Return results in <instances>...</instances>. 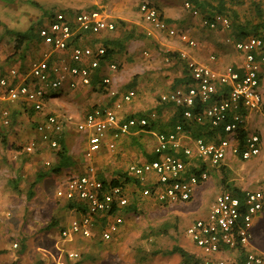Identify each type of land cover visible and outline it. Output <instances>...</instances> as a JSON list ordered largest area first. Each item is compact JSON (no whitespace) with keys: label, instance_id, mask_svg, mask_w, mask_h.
<instances>
[{"label":"built area","instance_id":"1","mask_svg":"<svg viewBox=\"0 0 264 264\" xmlns=\"http://www.w3.org/2000/svg\"><path fill=\"white\" fill-rule=\"evenodd\" d=\"M182 6L200 28L209 31L230 30L226 17L200 16L198 10L187 1ZM138 11L150 29L146 30L147 36L157 32L176 39L188 49L196 48V41L187 32L166 23L153 3H140ZM115 28L116 22L97 10L73 15L54 13L37 30L40 45L46 46L40 57L26 69L12 67L0 72V124L3 127L10 125L15 106L30 108L35 115L42 116L34 128L37 140L26 144L23 149L25 153L32 154L37 145H45L49 150L56 151L58 139L72 127L75 132L85 136L83 157L89 162L99 152L107 134L116 140L131 129L146 126L148 118H155V113H150L148 118L120 120L113 110L98 107L87 112L81 120L72 122L68 115L47 111V101H52L65 87L73 90L77 85L89 86L92 72L100 68L101 62L111 73L101 77L99 87L111 97L117 95L111 84L117 66L102 60L104 47L101 44H70L77 34H107ZM225 42L233 44V48L242 54L239 69L225 66L217 71L207 64L187 60L186 53L179 51V58L186 61L187 77L191 83L159 97L161 103L183 108L186 120L197 123L205 120L211 126L230 120L223 128L224 138L217 144H206L201 139H195L192 145L183 146L178 135L181 133L180 125L169 133L157 134L153 148L156 159L130 165L125 171L137 182L134 188L138 197L148 198L166 207L188 203L196 189L208 180L209 166L217 168L229 156L247 161L260 154L262 141L257 133H247L242 150L238 148L236 136L245 123V116L239 110H246L248 115L258 111L262 104L260 72H264L263 42L253 36L234 42L226 37ZM55 54L59 57L54 58ZM209 59L213 61L214 57ZM133 97L134 91H128L121 95L120 101L126 103ZM196 105L204 106L202 111L193 114L189 109H194ZM115 106L119 107V102ZM108 147L112 149L113 144ZM176 153H182L187 162L176 157ZM192 158L204 164L206 169L196 175L185 176V168ZM113 180L119 181L120 185H113ZM123 180L115 177L102 182L94 176L90 166L83 174H66L57 186L55 195L58 199L73 203L75 207L72 210L79 214V219L59 231L60 239L68 242L74 236L91 239L97 219L104 218L100 224L99 241L111 242L113 235L123 225V209L131 199L127 183ZM242 200L227 191L215 196L206 215L191 222L185 230L192 245L199 251L198 255H194L196 262L180 261L179 264H264L263 253L246 249L252 239L253 219L264 208V188L244 192ZM12 247L16 248L17 245L13 244ZM66 258L77 260L80 254L77 251L66 252Z\"/></svg>","mask_w":264,"mask_h":264},{"label":"rangeland","instance_id":"2","mask_svg":"<svg viewBox=\"0 0 264 264\" xmlns=\"http://www.w3.org/2000/svg\"><path fill=\"white\" fill-rule=\"evenodd\" d=\"M184 0H0V70L8 67H15L22 70L26 69L27 65L35 61L39 57L37 46L39 42L31 41L24 42L20 49L15 50L14 38L9 35L8 31L24 32L30 27H35L38 30L46 21L48 13L57 12H71L73 14L81 11H94L97 10L104 15L110 17L117 23V30L112 35L102 34L97 36L100 41L104 39L109 40H122L127 34H132L134 37L145 38L144 35L145 25L138 13V7L142 2H149L157 5L160 8L162 16L171 21V25L177 30H183L190 34L192 29L194 35L199 41L200 34H203L202 29H198L197 21L195 24L188 13L183 9L182 3ZM256 1L264 0H243L239 7L234 6L238 10V17H242L246 23H256L254 5ZM227 5L231 7L230 1ZM260 4V2H259ZM264 12V9H263ZM45 14V15H44ZM228 15V14H227ZM230 16V15H229ZM232 18V16H230ZM119 22L124 23L120 26ZM254 23V24H255ZM253 24V25H254ZM248 27V26H247ZM198 29V31H197ZM3 36V37H1ZM103 36V37H102ZM164 36V35H163ZM87 39L80 43V46H94L98 44L95 37L86 36L82 40ZM147 38V37H146ZM160 39V38H159ZM171 42V41H170ZM132 47H135L132 41ZM44 46V45H43ZM10 56V57H9ZM122 58V59H121ZM115 61H112L117 66V71L121 70V65H125L126 72L132 75L136 70V64L133 60L127 61L122 56H116ZM125 60V61H123ZM161 64V62H160ZM159 64V65H160ZM162 65V64H161ZM25 66V67H24ZM138 70V69H137ZM132 81H133V77ZM53 100L50 101L53 106ZM46 105H49L47 101ZM57 105L54 107L53 112L60 114ZM154 112V111H151ZM155 113V112H154ZM38 117L30 109L15 106V112L12 116L11 123L8 127H3L0 124V197L5 199L3 208L5 221H0V258L4 257L2 263L12 255L17 256L22 248L23 241H21L16 233L20 232V226L27 227L28 216L22 222H16L15 219L21 221L19 214L21 211L29 209V204L33 202L36 208H39L40 202L50 195H54V188L56 182L64 178L68 173L62 170L59 175H49L42 179L41 186L33 188V195L28 197V190L30 183L34 180L36 174L41 171H47L53 165L52 158L55 151L49 150L45 145H37L35 152L27 154L24 152L26 144L32 140H37V135L34 131L36 119ZM72 122H75L72 119ZM250 125V124H249ZM251 131L247 133H257L261 140L264 139V105L255 114L254 126H248ZM62 137L67 146H70L76 141L81 142L83 135L75 132L74 130H66ZM4 138L5 145L2 144L1 139ZM70 144V145H69ZM83 147V144H81ZM262 148V146H261ZM116 150L111 154L115 156ZM106 154V153H104ZM103 156V154L101 155ZM256 157H253L244 163L238 162V167L234 170H225L223 163L217 168L208 167V180L210 178L211 184L208 186L209 192L202 195V188L196 198L188 203L176 204L172 206H161L139 202L138 208L130 212L127 218H124V228L122 229L121 236L118 241H111L109 243L100 242L99 240L81 238V242L75 240L70 241L76 244L72 248H66L65 244H58L50 242L45 235L37 233L42 239L40 245V252L37 257L42 259L43 264H179L181 258L179 254H168L169 251L175 246L186 251V245H192L190 238L185 234L186 227L196 220L199 215H206L208 208L214 198L216 192L231 184L235 181L249 180L246 177L247 171H241V164L253 163ZM100 157H98L99 159ZM118 159V154L116 157ZM100 162L106 163L104 167L107 173L104 179L110 180L117 176V174L124 171L121 165L110 167L109 158L103 157ZM48 163L49 165H46ZM130 163V162H128ZM121 167V168H120ZM124 167V166H123ZM114 168V169H113ZM261 171L264 168L260 169ZM264 173V172H263ZM71 174H78L71 172ZM224 180V184H222ZM233 182H230V181ZM242 182V181H241ZM264 184V178L259 181L257 187ZM204 185V184H203ZM202 186V185H201ZM263 186V185H262ZM17 187V188H16ZM200 187V186H199ZM57 188V187H56ZM213 191V192H212ZM201 196L203 199L201 200ZM53 197V196H52ZM34 199V200H33ZM56 199V198H55ZM3 203H1L3 205ZM49 203H58L57 200H51ZM203 205L202 209L199 208L195 211L194 206ZM36 210V209H35ZM25 212V211H24ZM48 212V211H47ZM44 211V214H47ZM51 213V212H48ZM264 221V208L259 214ZM258 222V219H256ZM255 218L252 222L253 230V251L264 253V222L263 228L255 223ZM16 222L14 225L13 223ZM261 225V226H262ZM2 226V227H1ZM261 228V229H260ZM18 229V230H17ZM37 235L35 236L37 238ZM73 237V238H74ZM78 241V240H77ZM61 242V241H60ZM69 242V243H70ZM16 244L17 247L13 248L12 245ZM193 246V245H192ZM56 250L59 251L61 256L58 261L56 259ZM76 250L80 253V258L77 260L66 258V252ZM42 252V253H41ZM27 264H33L35 258L28 253H24ZM10 264V263H8Z\"/></svg>","mask_w":264,"mask_h":264},{"label":"crops","instance_id":"3","mask_svg":"<svg viewBox=\"0 0 264 264\" xmlns=\"http://www.w3.org/2000/svg\"><path fill=\"white\" fill-rule=\"evenodd\" d=\"M256 4H258L260 6V9L263 11L264 4L261 1H256ZM232 8L234 9V7ZM235 11L238 14V10L236 9ZM47 19L49 18H46V20ZM263 19H264V12H263ZM234 22L237 26L238 25L240 26V29L243 28H245L246 30L248 29L247 28L248 24L244 19H242V17L237 16V19ZM144 24L146 23L144 22ZM124 28L125 27H123V29ZM198 29L201 30L199 26ZM146 30H150L147 24L145 25V31H144V35L147 38L146 37L139 38L133 36L129 41L121 40V50L119 49L120 51H117L114 57L112 58V61H115L114 59L116 56L119 57L122 56L126 60V62L133 60L135 63L136 62L140 63V64H136L135 66L136 70L133 71L135 73H133L132 75L129 73V71L126 72L125 70H123L125 65L123 66L121 65V70L119 72L116 71L115 73L112 74L111 84H112V89L117 93L116 96L114 97L109 96L99 87V81L101 77L108 73H111L110 71H108L106 65L102 64L99 70L92 72L89 86L77 85V87L73 90H69L67 87H65L60 93L56 94L55 98L53 99L54 105L51 106L49 102V105L47 106V111H53L54 107L57 105L60 114L68 115L74 121L81 120L87 112L91 111L93 108H98V107L109 108L113 110L120 120L121 119L124 120L129 117L144 118L149 116L150 113L155 112L156 115L155 118L150 119L151 121H150L149 129L146 130L140 128L131 129L128 134L122 135L116 140H113L110 137V134H107L106 137L104 138L103 145L101 146L99 152L89 162L85 160L83 157V151L85 147L84 135L81 142L76 141L71 145L69 144L70 146L66 145L68 148V154L71 156L73 160V165L70 168L65 169L68 173L77 172L78 174H83L86 172L87 167L90 166L94 171V176L96 178L99 177L104 179L105 176L107 175V173L103 171L104 169L106 170V167H104V164L106 163L100 162V159H102L105 156L108 157L110 163L109 166L111 168L114 167L113 166L114 163L115 166L116 165L119 166L123 163L121 167L122 168L126 167V168L124 169L123 172L117 174L116 177H119V175H121L120 178L122 179L127 178L133 181V183L127 182V186H128L127 190L129 193V198H131L132 200L134 199L137 200L138 194H137V190L134 188L135 179L133 177H130L128 174H126L125 172L126 169L130 165L149 162L148 161L149 158L150 159L154 158L155 155L153 154V148L156 143L157 134L169 133L173 131L174 126L178 122L176 115V107L169 104L161 103L159 101V97L162 94H165L170 90H172L175 85V81L176 82L179 81L178 82L179 86L185 85L184 83L188 78L186 61L185 59H179L180 60L179 62H177L176 60L175 61L168 60L167 58H165L166 52L170 51V52L178 53L179 51H183L186 53L187 60H192L197 63L207 64L208 66L212 67L214 70L217 71H220L225 66H232L235 69H239L241 67L242 57H243L241 53L237 52L233 48V44L225 42V38L228 35L230 36L232 42L236 41L235 39L240 37L237 35L238 34L237 32L235 33L236 34L235 35L232 31L225 32V31L202 30L203 34L198 35L199 36L198 37L199 41H198L194 35V31L196 29H192L189 35L191 36V38H193L196 41L197 45L195 49H188L182 43L178 42L176 39H170L166 36H163V34H159L157 32H153L152 36H147ZM83 41L85 42L87 41V39L86 38L85 40L76 39L74 44L80 46V43ZM132 41H134V43L136 44L135 47H132L131 45ZM37 48L38 50H40L38 54L40 57L41 51L46 50V46L40 45V41H39V47L37 46ZM53 56L54 58L59 57L58 54H55ZM211 56L214 57L213 61L209 59ZM160 62L162 65L160 64ZM20 67L23 66L19 65L18 69ZM8 68H12V67H8ZM8 68H4L0 70V72H3ZM260 73H261L260 91L262 95V104H261L262 107L264 105V72L261 71ZM131 77H133V81ZM128 91H134V97L129 102L126 103L121 102L120 101L121 95ZM117 102H119L120 105L119 107L115 106ZM258 111L250 112L248 115L247 114L244 115L245 123L243 128L246 132L247 130L251 131V129L248 126H254V117ZM35 118L38 119L36 121H39L42 119V116L40 115ZM71 129L74 130L72 127L69 130ZM178 135L180 142L182 143L183 146L192 145L193 140L190 139V137L186 135L184 132H181ZM261 141H262L261 143L262 148L260 150V154L258 155V157L254 159L255 161L250 164H241L242 165L240 168L241 171L243 170L247 171L246 169H249L246 172L247 174L246 177H248L249 180L243 181L241 179L242 182L238 180L235 182H233L232 180L230 181L233 182L231 184L234 187L240 189L243 192L264 188V184H262L263 186L261 185L259 187L255 185L264 178V173H263L264 170L263 171L260 170L261 168H264V139ZM111 143L113 144L112 149L108 147V145ZM81 144H83V147ZM115 150L116 152L114 153L115 154L114 156L111 153L114 152ZM102 154L103 156H101ZM117 154H118V159L115 158ZM98 157L100 158L98 159ZM55 161L56 158L54 154L51 162L54 164ZM240 161L241 160H239L237 157L229 156L224 161L223 166L225 167V170H227V168L229 170H234L235 167H238L239 165L238 162L240 163ZM241 163L244 162L241 161ZM192 168H198L195 159L190 160L187 163L185 169L186 171H189V169ZM244 171L242 174H244ZM56 175H59V173ZM104 180L107 181V179ZM41 182L42 181L38 182L35 188H37L38 186L40 187ZM61 182L62 179L57 181L56 187L59 186ZM203 184L202 186L196 189L193 195V199L196 198L197 195L200 193L201 188H202L203 197L206 192H209L208 186L211 184L210 178ZM56 187L54 188L55 189L54 195L52 194L46 197V199L42 200L40 202L41 205H39V208H36L33 205V202H31L29 204V209L24 210L25 212L21 211V214H19L20 218L24 216L22 217L21 221L19 220V218L15 219L16 222L23 223V219L26 217L25 215L28 216L27 218L29 222H27L26 224L27 227L24 226L22 227L21 225L19 227L21 231L16 233V236L21 241H23L22 248L20 250L23 252L18 253L17 256L12 255V258L11 256H9L5 260L4 264H8V263L27 264L26 263L27 260L24 255L25 252L31 254L34 258L36 257L35 262L33 264H43L44 262L42 261V259H39L40 257H37L36 255L37 253L40 252V245H42L40 240L42 239L40 237L42 233L45 235L44 238H47L50 242L54 243V246L64 243L66 248H72L74 245L76 247V244L74 242L69 243L68 241L61 240L59 236V231L64 228H67L72 221L78 220L79 214L75 210L72 209L69 210L65 206V204L69 202L58 199L56 197L55 195ZM223 191L224 188L223 190L221 189L220 191L218 190L214 191L216 192L214 198L217 194ZM0 197H2V195H0ZM203 197L201 196V200L203 199ZM50 199L52 201L57 200L58 203L57 204L54 203V207H51L53 206V203H49ZM4 200L5 199L1 198L0 201H4ZM1 203L3 202H0V221H5V219H2L4 218L3 217L4 214L2 213L4 211L3 208L5 207V204L3 203L2 205ZM147 203L150 204L149 202ZM202 207L203 205L201 204L200 206L199 205L194 206L195 211L198 208L199 210H201ZM44 211L45 212L48 211L51 213L47 212V214H44ZM198 213H203V212H198ZM199 216L203 217L202 215ZM127 217L125 214L124 218ZM256 219H258V222L261 223V225L263 224L264 221L262 219V216L258 215L257 217H255V220ZM97 220L98 223L96 227L93 229V236L91 238L94 240H99L100 224L102 225L103 223L101 219H97ZM16 222H14L13 225ZM258 222L257 220L255 221V223L257 224ZM124 225L125 224L123 222V225H121L117 233L113 235L112 241L115 242L118 241V238L121 236L122 229L125 227ZM261 225L258 224L257 226L263 228V225L262 226ZM37 233L40 234V236L37 235ZM251 233H252V239L250 240L246 249L253 251V230H251ZM36 235L37 238L35 237ZM1 238L2 237H0V239ZM72 240H75L76 242L82 241L81 239H79V237H74ZM71 251H76V250H71ZM71 251H67V252H71ZM186 252L193 255L199 254V251L190 244L186 245ZM257 253H262V252H257ZM55 256L58 261L59 257L61 256L59 251L56 250ZM3 259L4 257H2V259L0 258V264H3L2 263ZM60 264H62V261L60 262Z\"/></svg>","mask_w":264,"mask_h":264},{"label":"trees","instance_id":"4","mask_svg":"<svg viewBox=\"0 0 264 264\" xmlns=\"http://www.w3.org/2000/svg\"><path fill=\"white\" fill-rule=\"evenodd\" d=\"M185 1L189 2L193 8L197 9L200 16L220 15V16L226 17L230 22V30L229 31H232L234 34L237 32L238 33L237 35L240 36L239 38L235 39L236 41L242 40L248 36H253V37L260 38V40L263 42V46H264L263 11L260 9V6L258 4L254 5L255 16H256L257 22L254 25L248 23V25H247L248 29L246 30L245 28L240 29V26L239 25L237 26L235 24L234 21L237 19V12L235 11V9L232 8L234 6L239 7L243 0H213V2H211L209 0H184L183 3ZM227 1H230L231 7H229V5H227V3H228ZM154 6L157 9V11H159L161 18H162L163 16L160 12V8L155 4H154ZM63 13L66 15H73V13H71V12H65L64 11ZM229 15L232 16V18H230ZM52 16H53V13L47 14V18H51ZM163 19L165 20L166 23L171 24L170 23L171 21H169V19H166L164 17H163ZM119 24H120V26L124 27L123 22H119ZM34 28L35 27H30L28 30H26L24 32H13V31L7 32L9 35H12L14 38V43H15L14 49L15 50L20 49L21 46L24 44V42H31V41L39 42L38 37H37V30H35ZM116 30H117V23H116L115 30L110 32V33H107L106 35H112L113 33L116 32ZM202 30L209 31L206 29H202ZM218 31H222V30H218ZM100 35H102V34H100ZM100 35L77 34L76 36H74L72 38L70 44L73 45L75 43L76 39H82L83 37H86V36L95 37V39L99 40L98 44H101L105 49L104 57L102 58V60L106 61V62H112V58L114 57L115 53L117 51L121 50V40L116 39V40L107 41V39H104L103 41H100V38L97 37ZM132 37H133L132 34H127L125 37L122 38V41H129ZM227 37L230 38L229 35ZM165 58H167L168 60H174V61L176 60L177 62L180 61L179 60L180 58H179L177 52L176 53L170 52V51L166 52ZM102 64H103V62H101L100 65H102ZM97 70H99V69H97ZM178 82L175 81V85H174L173 89L176 88L177 86H179ZM190 83H191L190 80L187 78L184 84L189 85ZM203 106L196 105V107L194 109H189V111H191L193 114H195L197 111H202L201 109L203 108ZM23 108H25V107H23ZM26 109H30V108H26ZM30 110L32 111V109H30ZM183 112H184L183 108L176 107V115H177V119H178L177 120L178 122L176 125H180L181 126V132H184L186 135H188L190 137V139H192V140L201 139L206 144H210V143L211 144H217L220 139L224 138L225 133H224L223 128L227 123L230 122V120L227 119V120L223 121L224 123H219L216 126H211L210 123L205 121V120H203L200 123H197L194 120H186L183 117ZM239 113L242 115H245V114H247V111L244 109H240ZM129 118H132V117H129ZM150 121L151 120L148 118L147 125L144 127H140V129H143V130L149 129L150 128ZM246 135H247V132L243 128H241L237 133L236 140L238 142V148L240 150H242V147H243L242 145H243L244 138ZM63 139L64 138L62 137V135L58 139V149L55 151V158H56L55 163L52 166H50L47 171H41V172L36 174L35 180L33 182H31L29 185L30 189L28 192V197L32 196V189L42 179H44L45 177H47L49 175H56V174L60 173L62 170L68 169L73 165V160H72L71 156L68 154V148H67ZM1 142L3 145H5V143H6L4 138L1 139ZM175 155H176V157L180 158L182 161L186 162L187 159L184 158L182 153H176ZM155 159H156V157L154 156V158H152V159L149 158L148 161H153ZM195 161L198 165V168L189 169V171H186L185 176H188L190 174L196 175L201 170L206 169V166L204 164H202L200 161H198L196 159H195ZM120 176L121 175H119V177ZM97 178H98V180L105 182L104 179L99 178V177H97ZM123 181H124V183H127V182L133 183V181H131L130 179H127V178L124 179ZM221 182H222V184H224V180H222ZM112 183H113V185H120L119 181H117V180H113ZM134 184L136 185L137 182L135 181ZM224 191L231 193L233 196L238 197L241 201H243L242 198L244 196V192L241 191L240 189H237L232 184L226 185L224 187ZM141 201L143 203L149 202L150 204L158 205L155 201H152L148 198H141V196H139L137 200L136 199H134V200L130 199L128 206H126L125 209H123V212H124L123 213L124 215H122L123 219L125 217V214L127 217V216H129L130 212L135 211V209L138 208L139 202H141ZM72 204L66 203L65 206L69 210H71L75 207ZM101 220H104V218H101ZM174 253L179 254L181 261H185L187 263L196 262L193 254H190V253L186 252L185 250H183L177 246L173 247L171 249V251H169L168 254H174Z\"/></svg>","mask_w":264,"mask_h":264}]
</instances>
